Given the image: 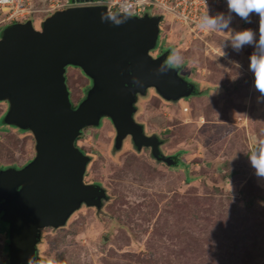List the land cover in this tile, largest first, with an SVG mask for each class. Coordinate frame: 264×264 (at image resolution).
<instances>
[{"label":"rangeland","instance_id":"374dc122","mask_svg":"<svg viewBox=\"0 0 264 264\" xmlns=\"http://www.w3.org/2000/svg\"><path fill=\"white\" fill-rule=\"evenodd\" d=\"M41 17H32L36 29ZM220 17L228 28L200 33L163 15L151 52L174 46L167 64L180 65L205 93L166 102L149 89L136 103L137 121L163 141L166 156H177L179 168L158 163L148 149L138 153L126 139L116 149L106 118L85 129L77 141L91 157L85 181L99 183L107 199L98 210L82 206L62 228L41 231L37 248L45 264H264V178L249 160L264 139V98L249 67L257 49L233 48L244 30L259 40V16L246 23L228 9ZM66 76L75 108L92 83L76 67H67ZM7 110L0 102V167L20 168L34 157L35 143L29 132L5 125ZM2 247L0 239V260Z\"/></svg>","mask_w":264,"mask_h":264},{"label":"water","instance_id":"95a60500","mask_svg":"<svg viewBox=\"0 0 264 264\" xmlns=\"http://www.w3.org/2000/svg\"><path fill=\"white\" fill-rule=\"evenodd\" d=\"M161 21L160 15L80 5L56 11L40 29L26 21L2 32L0 102L8 105L4 123L28 131L35 143V156L26 166L0 171L8 264H43L37 248L41 231L62 228L81 206L98 210L107 199L100 185L85 183L91 158L75 146L82 131L98 127L102 118L115 130L116 149L129 137L136 151L149 148L155 160L177 165L161 153L162 141L147 136L134 119L137 99L149 89L166 102L198 92L167 64V52L151 55ZM67 67L80 69L92 83L76 108L69 98Z\"/></svg>","mask_w":264,"mask_h":264},{"label":"built area","instance_id":"2783aa9c","mask_svg":"<svg viewBox=\"0 0 264 264\" xmlns=\"http://www.w3.org/2000/svg\"><path fill=\"white\" fill-rule=\"evenodd\" d=\"M80 5H105L108 10L128 13L133 16L167 15L172 23L191 32H208L198 25L204 15L217 18L228 10L227 0H90L79 3L76 0H0V15L3 26L25 22L36 14L50 15L56 11ZM160 11L162 14H156ZM213 31V30H211Z\"/></svg>","mask_w":264,"mask_h":264},{"label":"clouds","instance_id":"9594fccd","mask_svg":"<svg viewBox=\"0 0 264 264\" xmlns=\"http://www.w3.org/2000/svg\"><path fill=\"white\" fill-rule=\"evenodd\" d=\"M227 5L230 12L238 15L246 23L251 22V14L259 16V40L256 41L255 33L252 30H244L236 33L233 37V48L239 51L245 45H254L257 49L250 57L249 67L254 75V87L260 93L261 98H264V0H227ZM198 26L207 31L222 30L229 27V22L223 21L222 17L213 18L204 15ZM249 160L255 169L256 176L264 178V139L257 141ZM30 262L31 260L29 264Z\"/></svg>","mask_w":264,"mask_h":264},{"label":"trees","instance_id":"16d2710c","mask_svg":"<svg viewBox=\"0 0 264 264\" xmlns=\"http://www.w3.org/2000/svg\"><path fill=\"white\" fill-rule=\"evenodd\" d=\"M95 1H97V0H94V2ZM100 1H102V0H100ZM53 14V13H52ZM52 14H50V15H52ZM50 15H48V16H50ZM47 16V17H48ZM47 17H45V19L47 18ZM163 20V19H162ZM26 21H33V19L32 18H28V20H26ZM25 21V22H26ZM242 21H243V19H242ZM161 24V23H160ZM7 26H9V25H6L5 27H7ZM161 26V25H160ZM160 32H161V30H160ZM160 37V36H159ZM158 40H159V38H158ZM173 50H174V46H170V47H168L167 49H166V52L168 53V57H167V61L169 60V58H170V60H171V54H172V52H173ZM151 53V52H150ZM151 55H153V56H156V55H154L153 53H151ZM172 62V61H171ZM173 63V62H172ZM173 65H174V67L175 68H177L178 70H179V75L180 76H182L183 78H185V79H187L185 76H183L182 74H181V66L180 65H176V64H174L173 63ZM169 66H171L170 64H169ZM67 69V68H66ZM65 77H66V79H67V76H66V74H65ZM66 83H67V81H66ZM68 87V86H67ZM198 89V88H197ZM153 90V89H152ZM154 91V90H153ZM205 92H201L200 90H198V93L196 94V96H202L203 94H204ZM4 103H6V102H4ZM6 125V124H5ZM8 126V125H7ZM18 129V128H17ZM20 130V129H19ZM20 132H28V131H20ZM80 139V137L77 139V140H79ZM76 140V141H77ZM75 145H76V142H75ZM173 160H174V158H173ZM174 161H176L177 162V165L176 166H174L173 168H176V169H178L179 167H178V165H179V163L180 162H178L177 160H174ZM30 162V160L28 161V162H26V164L27 163H29ZM1 168H7V167H0V169ZM184 171L187 173L188 172V166L187 165H185L184 164ZM85 176H86V174H85ZM100 185V184H99ZM0 239L3 241V247H2V252H3V255L5 256V252H6V257L3 259V260H0V264H7L8 263V261H9V256H8V224L6 223V222H4L2 219H1V214H0ZM39 245V244H38ZM42 259V258H41ZM45 262V261H44ZM45 264V263H44ZM47 264H48V261H47Z\"/></svg>","mask_w":264,"mask_h":264},{"label":"flooded vegetation","instance_id":"af4514ba","mask_svg":"<svg viewBox=\"0 0 264 264\" xmlns=\"http://www.w3.org/2000/svg\"><path fill=\"white\" fill-rule=\"evenodd\" d=\"M44 17H45V16H42V17H41L42 20H43ZM41 18H40V19H41ZM42 20H41V22H42ZM152 56H153V55H152ZM157 56H159V55H156L155 57H157ZM153 57H154V56H153ZM186 80H187V79H186ZM187 81H189V80H187ZM190 82H191V81H190ZM87 92H88V91H87ZM197 93H198V92H197ZM86 94H87V93H86ZM195 95H196V94H195ZM139 97H142V96H139ZM139 97H138V99H139ZM84 98H85V97H84ZM138 99H137V100H138ZM136 103H137V102H136ZM7 106H8V105H7ZM77 106H78V105H77ZM135 107H136V104H135ZM75 108H76V107H75ZM138 112H139V111H138V107H136V112H135V114H134V119H135V121H136L137 123L143 125L142 123H140V122L137 121L136 115H137ZM108 120H109V119H108ZM111 126H112V125H111ZM143 127H144V125H143ZM96 128H97V127H96ZM86 129H88V128H86ZM84 130H85V129H84ZM84 130H83V131H84ZM83 131H82V133H83ZM114 131H115V130H114ZM144 132H145V129H144ZM145 134H146L147 136H153V135H148L146 132H145ZM79 137H80V139H81V138H82V134H81V136H79ZM79 137H78V138H79ZM78 138H77V139H78ZM80 139H79V140H80ZM79 140H77V141H79ZM124 140H125V139H124ZM77 141H75V142H76V145H75V146H77V147L79 148V150L83 153V151L81 150V148L77 145ZM114 141H115V138H114ZM126 141L131 142V139H130L129 137H127V138H126ZM161 141H162V140H161ZM162 142H163V141H162ZM122 143H123V142H122ZM162 145H163V144L160 145V151H161V153H162L164 156H166V154H165V153L163 152V150H162ZM114 146H115V143H114ZM133 148H134V147H133ZM134 149H135V148H134ZM145 149H148V150L150 151L149 148H142L140 151H137V152H138V153H141V152H142L143 150H145ZM135 150H136V149H135ZM83 154H84V155H87V154H85V153H83ZM150 155H151V151H150ZM34 156H35V154H34ZM87 156H88V155H87ZM167 156H169V155H167ZM89 157H90V156H89ZM170 157L174 158V160H177V161L179 162L177 156H175V155H170ZM33 158H34V157H33ZM33 158H32V159H33ZM90 158H91V157H90ZM32 159H31V160H32ZM153 159H154V158H153ZM31 160H30V161H31ZM154 160H155V159H154ZM155 161H157V160H155ZM157 162L160 163V164L163 163V162H161V161H157ZM25 164H26V163H25ZM25 164H24V165H25ZM27 164H28V163H27ZM27 164H26V165H27ZM89 164H90V162H89ZM89 164H88V165H89ZM163 164H164V163H163ZM24 165H23V167H24ZM26 165H25V166H26ZM88 165H87V168H88ZM23 167L21 166L20 168H16V169H21V168H23ZM87 168H86V172H85V174L87 173ZM85 177H86V176L84 175V181H85ZM85 183H87V184H91L92 182H86V181H85ZM92 184H96V183H92ZM98 185H99V183H98ZM100 186H101V185H100ZM101 187H102V186H101ZM81 207H82V206H81Z\"/></svg>","mask_w":264,"mask_h":264}]
</instances>
